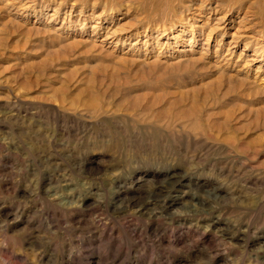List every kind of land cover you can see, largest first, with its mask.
<instances>
[{
    "label": "rangeland",
    "instance_id": "1",
    "mask_svg": "<svg viewBox=\"0 0 264 264\" xmlns=\"http://www.w3.org/2000/svg\"><path fill=\"white\" fill-rule=\"evenodd\" d=\"M262 14L0 0V264H264Z\"/></svg>",
    "mask_w": 264,
    "mask_h": 264
},
{
    "label": "bare ground",
    "instance_id": "2",
    "mask_svg": "<svg viewBox=\"0 0 264 264\" xmlns=\"http://www.w3.org/2000/svg\"><path fill=\"white\" fill-rule=\"evenodd\" d=\"M78 1H82V0H78ZM11 6V5H10ZM262 16L264 17V15L262 14Z\"/></svg>",
    "mask_w": 264,
    "mask_h": 264
}]
</instances>
